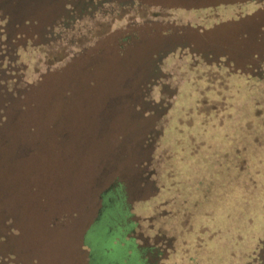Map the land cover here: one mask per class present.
Listing matches in <instances>:
<instances>
[{
  "label": "rangeland",
  "instance_id": "obj_1",
  "mask_svg": "<svg viewBox=\"0 0 264 264\" xmlns=\"http://www.w3.org/2000/svg\"><path fill=\"white\" fill-rule=\"evenodd\" d=\"M219 2L134 0L130 4L125 0L123 7L112 3L73 23L55 42L17 50L16 65L22 68L23 81L35 85L28 95L34 104L25 111L21 124L14 121L9 136L35 147L16 167L11 165V186L0 196V203L12 217L8 246L15 264H89L91 248L84 237L96 218L97 196L117 183L123 184L125 199L121 202L127 205L126 214H121L129 225L124 240H131L137 250H152L143 257L145 264H239V253L252 247L260 236L264 203L249 206L235 199L222 209L215 205L213 213L221 216L213 220H219L216 228L207 233H203V220L192 214L202 208L203 185L211 177L203 174V113L207 112L203 90L212 89L205 85L210 81V85L223 88L224 67H214L217 64L213 63L205 70L203 61L184 49L172 50L162 58L157 85L163 88L153 87L151 97L154 101L163 99V112L152 125L155 138L147 155L137 148L144 123L128 119L123 105L103 106L106 98L128 91L120 89V79L135 70L148 54L145 52L155 51L160 43H178L177 33L184 32L190 46L201 45L203 49V34L208 39L222 38L223 30L215 27L216 23L252 10L245 5L228 9ZM3 9L18 20L20 10L26 8L17 0H0V11ZM166 30H172L173 36L162 42L161 33ZM124 34L147 41L121 65L115 58V40ZM87 60L95 64L89 74L93 82L90 89L82 69ZM69 64L76 77L71 104L64 82ZM262 70L263 78L257 82L261 93L256 98L264 107V63ZM40 78L46 82L37 87ZM166 92L167 99L161 95ZM263 115L264 110L254 114L256 118ZM26 125L34 134L28 136ZM249 163L241 168L255 178L254 190L264 185V174L254 172ZM6 169L2 167L0 174L8 173ZM137 173H146V179L139 181ZM247 185L241 183V188ZM203 212L208 209L203 207ZM112 217L118 213L109 214L100 228L110 231L107 223ZM211 233V239L203 238Z\"/></svg>",
  "mask_w": 264,
  "mask_h": 264
},
{
  "label": "trees",
  "instance_id": "obj_2",
  "mask_svg": "<svg viewBox=\"0 0 264 264\" xmlns=\"http://www.w3.org/2000/svg\"><path fill=\"white\" fill-rule=\"evenodd\" d=\"M26 9L20 10V17L17 20L15 15L9 14L4 9L0 11V172L2 167H7L8 173L4 171L0 174V196L3 195L5 189H9L11 186V180L9 173L12 170L11 165L15 167L19 164L20 160L26 158L33 153L35 144L30 145L24 140L18 138H11V129L14 121L17 119L22 122V116L25 111L32 105V101L28 98L29 90L34 87V84H28L23 81V75H21V66L16 65L17 50H24L25 47L34 48L48 45L59 39V34L62 31L69 30L73 23L79 21L81 18H89L92 16L96 9H101L102 6L108 4H115L117 7L125 6V0H17ZM221 5L232 4L235 5H253L256 9H252L250 13H244L242 15H236L234 20L216 25L223 30L221 32L222 38L218 41L222 46L218 47L220 50L219 58L222 62H215L214 64H221L228 71V73L237 74L238 77V89L241 93L238 95L239 103L241 107H244L243 103H246V97L250 96L248 102H251V96L255 98L258 96V92L255 95L247 94V84L251 81L261 80L263 78L262 64L264 63V0H220ZM134 0H130V4ZM29 5L32 7L28 9ZM41 6L43 8H41ZM51 6H58L60 9H49ZM48 7V9H47ZM15 12V11H13ZM19 15V14H18ZM22 16V17H21ZM214 32V30H213ZM208 34V33H207ZM178 39H181L175 44H162L156 48L153 52L144 56V59L140 60V64L136 66L132 73L124 74L120 79V89L128 90L119 97L110 96L105 99L104 107H111L113 105L122 106L124 111H127L128 119L132 122L141 121L144 127L142 128V134L137 145L140 153L147 155L150 146L154 143L155 133L153 126H155L157 120L162 116L163 109L160 107L163 99H157L154 101L151 97V89L155 86H160L158 80L161 79L158 73V65L164 56L171 53L172 50L184 49L190 54L197 55V57L203 61L205 65L213 64L206 59L211 58V55L206 53L205 49H200L201 45L190 46L188 44V34L185 32L177 33ZM162 42L169 41L173 36L172 30H166L161 33ZM167 37H170L169 39ZM146 39L136 38L134 35L124 34L117 37L115 40L117 55L121 65L127 62L126 58H129L133 54V50L136 47L140 49L146 46ZM209 42V39L203 34V43ZM208 47V46H206ZM209 52V51H207ZM144 53V54H145ZM86 57V56H85ZM87 59L90 57L87 56ZM73 61V60H72ZM71 61V62H72ZM70 62V63H71ZM72 64V63H71ZM69 64L66 68L65 77V96L69 104H71L74 95L75 85V71L73 65ZM94 63L87 60L85 65L82 66L83 71L88 76L85 80L86 87L90 89L93 86V82L89 77L91 70L94 67ZM138 73L136 76L135 73ZM130 74V75H129ZM48 80V79H47ZM46 80L42 81L41 78L37 83V87H40ZM133 86V87H131ZM163 98L167 99L169 94L166 92L161 93ZM59 100V96H58ZM257 101V98H256ZM258 102V101H257ZM36 105V104H35ZM264 110V107L257 105L255 108L245 110L241 109L240 120L241 130L238 131V141H240V159L241 167L246 162H250V169L256 173L262 172L264 174V118H256L254 114L258 111ZM18 118H21L18 119ZM243 118V119H241ZM147 124V127L145 128ZM153 125V126H152ZM251 126V130L249 127ZM26 132L28 136L34 134L32 127L26 125ZM22 127V128H23ZM249 130V133H247ZM62 135V134H60ZM29 139V138H27ZM256 141V142H253ZM10 144H14L15 147L9 148ZM38 144V143H37ZM136 148V149H137ZM243 161V162H242ZM139 163L136 164L138 167ZM147 166L144 162V167ZM144 167H141L144 169ZM142 175L137 173L136 177L139 181L146 179V173ZM225 171H224V174ZM231 176V174H228ZM209 181L212 182V196H217V193H222V185L225 184L227 178L225 176L212 174ZM219 181L221 184H217ZM253 181V183H251ZM255 178L248 173H245L243 168L240 171L239 183H249L245 189L239 190V198L241 202L246 204H261L264 203V185L252 190ZM220 186L217 189V186ZM123 184L117 183L116 187L112 188L108 192L100 193L99 205L92 225L89 227L85 234L84 241L90 245L91 252L89 258V264H145L142 260L146 254H152V250L149 248H143L137 250L132 244L131 240H124L125 233L128 231V226L121 218V214H126L127 205H124L125 199L124 192L122 190ZM234 187V186H233ZM231 192V190H227ZM224 198H227L226 196ZM196 202L194 201L193 204ZM228 204L227 200H223L219 204ZM231 205V204H230ZM195 206H197L195 204ZM215 205H207V209L214 208ZM7 208V207H6ZM6 208L0 203V264H15V255L11 252L8 246V237L12 232V217L7 212ZM248 207L245 209L247 210ZM264 209V206H263ZM118 213V217H112L108 220L110 231L106 228H100L106 221V217L111 213ZM195 218L203 220V206L198 211L192 213ZM104 221V222H103ZM264 227V220H263ZM118 238V242L113 243L115 238ZM120 243V244H119ZM122 244V246H120ZM257 246L251 249V253L245 259V264H264V228L263 232L257 240ZM127 252L129 254L127 255ZM95 253V254H94ZM252 255V256H251ZM251 259V261H249ZM108 260H111L107 263ZM192 260V257L190 258Z\"/></svg>",
  "mask_w": 264,
  "mask_h": 264
},
{
  "label": "crops",
  "instance_id": "obj_3",
  "mask_svg": "<svg viewBox=\"0 0 264 264\" xmlns=\"http://www.w3.org/2000/svg\"><path fill=\"white\" fill-rule=\"evenodd\" d=\"M221 2L222 1L219 2V5H221ZM235 3L221 6L231 9L235 7ZM245 7H252V9H256L253 5L248 4H246ZM203 9H206V5H203ZM216 25H218V23H216L215 26ZM209 42L210 44L207 41L203 43V54H205V49L206 53L211 55V58L206 60L212 63L224 61L218 57L220 54L218 47L222 46L221 43L217 39H209ZM220 65L221 64H218L214 67H218ZM210 66L211 65L203 64L205 70ZM222 74L226 79L223 88L218 85L213 86L214 84L210 85L209 83H213V81H210L206 82L205 85H209L212 89H206L205 87L203 90V96L206 98V101L203 102V109L207 111L203 113V174H217V178L219 175L227 178L225 184L221 186L223 192L221 194L217 193V196L214 194L212 198L213 184L211 181H205V185H203V207H207V205L219 206L223 200H227L228 204H222L219 209H222L224 205H232L235 199H237V203H239L240 199L238 195L241 188V183H239V181L240 171L242 168L238 131L240 132L242 124L239 111L241 109L245 110V108H255L257 105L262 106L256 101L254 96H251V102H248L250 99V96H248L246 97V103H243L245 106L241 107L238 99V95L241 93L240 89H238L239 86L237 81L239 76L235 73H228L225 68ZM218 80L221 79L219 78ZM218 82L220 83V81ZM259 84L260 82L257 83L255 80L247 84V94L250 95L251 93V95H255V92L261 93L260 90L257 89ZM220 93L221 95H219ZM247 133H249V130H247ZM224 171L226 175H223ZM228 174H231V176ZM216 183L221 184L219 181H216ZM251 183H253V181ZM219 188L220 186L218 185L217 189ZM229 189L231 190L230 194L227 192ZM225 196L227 198H224ZM213 212V208H210L206 213L203 212V233H207L210 228H216V225H218L219 220L217 222L213 220H215L216 217L221 216V214ZM262 226L263 223H261V231L259 235L263 232ZM216 232H218V229L215 233ZM213 234L214 233H211L206 237L203 236V238L211 239ZM259 237L255 240L252 247L248 246V249L244 251V253H239L240 257L242 254L239 264H245L244 258H247L251 253V249L255 248ZM229 256L235 255L232 254V252H229Z\"/></svg>",
  "mask_w": 264,
  "mask_h": 264
}]
</instances>
